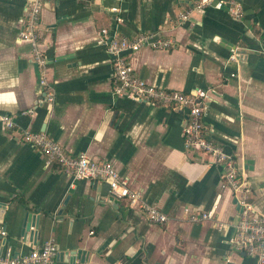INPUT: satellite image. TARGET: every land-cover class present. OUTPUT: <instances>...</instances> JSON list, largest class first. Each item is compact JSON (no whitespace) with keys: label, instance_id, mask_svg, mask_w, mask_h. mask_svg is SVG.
<instances>
[{"label":"crops","instance_id":"1","mask_svg":"<svg viewBox=\"0 0 264 264\" xmlns=\"http://www.w3.org/2000/svg\"><path fill=\"white\" fill-rule=\"evenodd\" d=\"M26 1L0 0V116L16 123L10 130L0 122V253H27L52 238L55 264L70 263L73 250L76 262L91 264H256L230 245L233 226L218 225L239 205L222 187L220 167L185 149L187 111L115 95L101 30L177 41L170 50L132 53L135 72L160 87L208 90V137L235 157L264 213V0H240L241 19L206 8L188 21L179 16L194 0H46L39 35L53 103L42 95L30 45L18 41ZM23 128L45 132L73 155L112 163L168 222L151 223L113 197L106 181H74L48 166L22 140ZM219 195L216 220L187 221L186 208L209 210ZM31 215L35 234L23 236Z\"/></svg>","mask_w":264,"mask_h":264},{"label":"built area","instance_id":"2","mask_svg":"<svg viewBox=\"0 0 264 264\" xmlns=\"http://www.w3.org/2000/svg\"><path fill=\"white\" fill-rule=\"evenodd\" d=\"M45 2L46 0L26 1L25 16L18 32V41L30 45L40 75L42 95L46 101L53 103L55 93L48 78V59L40 43L39 35ZM206 8L225 9L235 19H241L244 15L240 0H194L179 18L182 21H188L194 10ZM112 11L118 12L119 8L113 7ZM101 34V41L113 65L115 95L149 105L156 104L173 110L187 111L188 118L183 127L185 149L208 155L210 162L220 167L221 185L233 191L239 205V213L234 219L229 222L218 221L220 229L229 224L232 225L234 232L229 237L232 248L255 258L256 264H264V213L257 210L235 157L208 137L207 127L203 122V116L209 109L208 90L195 88L186 92L157 86L138 76L131 64L132 53L145 47L154 50H170L176 46L177 41L173 37L154 31L127 36L120 34L116 29L103 28ZM231 58H235V54H232ZM232 75L234 76V73ZM0 122L6 129L16 128V123L10 115H1ZM20 133L25 143L43 153L48 166L59 165L74 181L84 179L106 181L113 197L124 199L129 207L141 211L151 223L163 225L168 222V216L156 205L146 202L141 192L133 189L129 180L122 176L112 163L92 158L86 153L73 155L43 131L23 128ZM220 196L209 210L186 208L187 221L200 223L216 220ZM57 253V245L54 239L50 238L41 245L34 246L27 253L14 254L11 249L5 254L0 253V264H55ZM67 264L91 263L79 261Z\"/></svg>","mask_w":264,"mask_h":264},{"label":"water","instance_id":"3","mask_svg":"<svg viewBox=\"0 0 264 264\" xmlns=\"http://www.w3.org/2000/svg\"><path fill=\"white\" fill-rule=\"evenodd\" d=\"M27 220H28V222H26L24 224V229H23V231L21 233H22L23 236L25 234L26 236L29 235L30 237H32L35 234V230L32 229V227L35 226V223H33L32 215H31V219L29 218V216H27ZM57 248L59 249L58 245H57ZM76 252H77L76 250L72 251V255L73 256H72V259L69 260L70 263H75L76 262V256H75Z\"/></svg>","mask_w":264,"mask_h":264}]
</instances>
